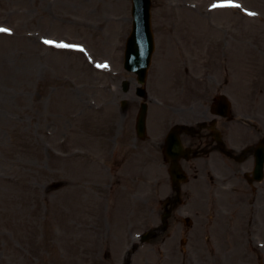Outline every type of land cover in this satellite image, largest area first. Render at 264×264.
Instances as JSON below:
<instances>
[{"label":"rangeland","instance_id":"1","mask_svg":"<svg viewBox=\"0 0 264 264\" xmlns=\"http://www.w3.org/2000/svg\"><path fill=\"white\" fill-rule=\"evenodd\" d=\"M219 2L238 7L210 11ZM130 8L0 0V264H264V218L248 228L238 211L212 224L202 208L178 234L170 217L165 232L138 240L169 194L150 146L165 118L159 102L186 77L181 61L214 62L222 91H264V0H152L144 141L134 132L135 77L122 68Z\"/></svg>","mask_w":264,"mask_h":264},{"label":"flooded vegetation","instance_id":"2","mask_svg":"<svg viewBox=\"0 0 264 264\" xmlns=\"http://www.w3.org/2000/svg\"><path fill=\"white\" fill-rule=\"evenodd\" d=\"M201 64L197 70L195 62L190 66L180 62L186 77L172 99H163V125L152 131L160 138L150 146L160 173L168 177L169 194L159 204L164 213L181 222L188 210L178 203L182 197L191 199L196 222L194 226L191 222L190 229L198 224L202 208L207 213L211 209L207 218L212 224L227 222L238 211L237 217L246 220L248 228L257 227L264 211V91H222L214 62ZM224 102H228L226 111ZM256 159L263 163L260 178L254 174ZM172 170L191 177L189 190L170 178ZM177 231L187 233L188 229Z\"/></svg>","mask_w":264,"mask_h":264},{"label":"water","instance_id":"3","mask_svg":"<svg viewBox=\"0 0 264 264\" xmlns=\"http://www.w3.org/2000/svg\"><path fill=\"white\" fill-rule=\"evenodd\" d=\"M132 1V31L126 41L124 52V69L137 75L140 84L145 82L146 73L150 65L152 52L154 49L153 35L151 31V0H131ZM123 91L128 90V82H123ZM140 95L144 91H138ZM125 102H122V106ZM146 105H141V110L137 118V131L140 136L143 134ZM150 237L144 236V241Z\"/></svg>","mask_w":264,"mask_h":264},{"label":"snow or ice","instance_id":"4","mask_svg":"<svg viewBox=\"0 0 264 264\" xmlns=\"http://www.w3.org/2000/svg\"><path fill=\"white\" fill-rule=\"evenodd\" d=\"M224 6H235V7H238V5H213V7H224ZM251 15V13H250ZM8 29L6 28H0V32H7ZM45 43H51L50 41H45ZM57 47H61V48H66V47H69V45H65V44H59V45H56Z\"/></svg>","mask_w":264,"mask_h":264}]
</instances>
